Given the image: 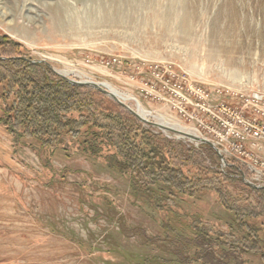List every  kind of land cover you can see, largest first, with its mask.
<instances>
[{
	"label": "rangeland",
	"instance_id": "obj_1",
	"mask_svg": "<svg viewBox=\"0 0 264 264\" xmlns=\"http://www.w3.org/2000/svg\"><path fill=\"white\" fill-rule=\"evenodd\" d=\"M0 55L107 85L221 155L136 128L89 87L50 136L23 135L21 82L0 66V264H264V209L246 187L264 176V0H0Z\"/></svg>",
	"mask_w": 264,
	"mask_h": 264
},
{
	"label": "trees",
	"instance_id": "obj_2",
	"mask_svg": "<svg viewBox=\"0 0 264 264\" xmlns=\"http://www.w3.org/2000/svg\"><path fill=\"white\" fill-rule=\"evenodd\" d=\"M10 57L11 56L0 55V66L5 67L11 76L17 77L21 82L20 87L18 88V91L21 93L19 96L20 99L17 97L19 105H13L15 106V120H17L14 125L17 124L19 127H22L23 135H30L33 137L50 136V124H56V126L64 125L62 124L64 123V118L63 116H60V111L69 110L71 108L75 109V107L83 108L85 106L86 97L88 96V93L86 92L87 87L72 85L66 79L53 73L49 68H47V66L43 64L31 63V59L29 58H15V56L13 58ZM23 87H29L31 90H26V88ZM27 91H31L35 96H40L41 99L39 104L46 105L45 109L35 107L36 101L34 102V99L29 97L31 96L30 93L27 95ZM94 92L101 95V93L96 90ZM47 98H50L56 105H47ZM18 107L23 108L16 109ZM3 112H8V110L4 109ZM19 114H21V116ZM132 118L133 125L136 128H139V121L134 117ZM8 124L10 125V123ZM8 124L5 123L3 127L8 129ZM38 125H42V128H39ZM14 130L15 127H12V129L8 131L11 134H14ZM176 147H178L179 150H182L186 155L188 154L190 159H192V162L203 169L207 175L212 176L213 178H219L224 182L242 183L236 178L237 175L235 173H231V170L233 169L228 167L227 170L222 171L218 169L212 170L201 158H199V154L196 152L185 149L181 144H176ZM151 151L155 152L156 150L152 149ZM126 159L132 162L135 158L132 154L128 153V157H126ZM246 187L249 192L258 197V201L260 202L259 206L264 209V188L253 189L247 185ZM200 245L203 248H208L207 243L201 242ZM206 264L221 263L211 259L209 261L207 260Z\"/></svg>",
	"mask_w": 264,
	"mask_h": 264
},
{
	"label": "water",
	"instance_id": "obj_3",
	"mask_svg": "<svg viewBox=\"0 0 264 264\" xmlns=\"http://www.w3.org/2000/svg\"><path fill=\"white\" fill-rule=\"evenodd\" d=\"M70 84L72 85H75V86H82V87H89V88H92L96 91H98L99 93L109 97L112 101H114L115 103H117L120 107L124 108L130 115H132L136 120H138L139 122L143 123V124H146L148 126H151V127H154V128H157L161 131H164V132H169V133H173L175 135H177L178 137L180 138H184V139H188L190 141H193V142H199L201 144H206L208 145L209 147H211L212 149H214V151L219 155V157H221V155L219 154V151L217 148H215L211 143H209L208 141L206 140H203V139H199L198 137H195V136H192V135H189V134H186V133H183V132H178L176 130H173V129H170V128H167L161 124H156V123H150L144 119H142L141 117H139L137 115L136 112H133L132 110H130L127 106H125L120 100H118L116 98V96L114 94H112L111 92H109L107 90V88H105V86L103 85H99V84H95V83H91V82H76V81H72V80H68L66 79ZM251 188H255V189H258L259 187H256L255 185L251 184L250 182L247 183ZM264 188V187H263Z\"/></svg>",
	"mask_w": 264,
	"mask_h": 264
},
{
	"label": "bare ground",
	"instance_id": "obj_4",
	"mask_svg": "<svg viewBox=\"0 0 264 264\" xmlns=\"http://www.w3.org/2000/svg\"><path fill=\"white\" fill-rule=\"evenodd\" d=\"M105 88H107V90L109 91V92H111L112 94H114L115 96H116V98L118 99V100H120L121 102H124L126 99L125 98H122L121 96H119L116 92H114L109 86H107V85H105ZM136 113H137V115L139 116V117H141L142 119H144L145 120V114H143L141 111H139V110H137L136 111ZM164 126V125H163ZM166 127V126H165ZM167 128H169V127H167ZM170 129H173V130H176V128H170ZM176 131H178V132H181V131H179V130H176ZM197 143H199V142H197Z\"/></svg>",
	"mask_w": 264,
	"mask_h": 264
},
{
	"label": "built area",
	"instance_id": "obj_5",
	"mask_svg": "<svg viewBox=\"0 0 264 264\" xmlns=\"http://www.w3.org/2000/svg\"><path fill=\"white\" fill-rule=\"evenodd\" d=\"M255 175H256V173H255ZM255 175H254V179H251V180H250L251 183H252V182H253V183H257L258 186H262V187H264V176H261V175L259 174V176H258L257 178H255Z\"/></svg>",
	"mask_w": 264,
	"mask_h": 264
}]
</instances>
